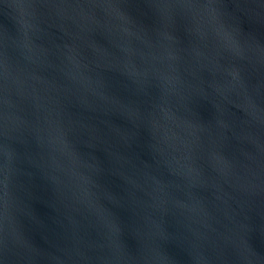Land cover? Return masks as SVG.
<instances>
[{
	"label": "water",
	"instance_id": "1",
	"mask_svg": "<svg viewBox=\"0 0 264 264\" xmlns=\"http://www.w3.org/2000/svg\"><path fill=\"white\" fill-rule=\"evenodd\" d=\"M0 264H264V0H0Z\"/></svg>",
	"mask_w": 264,
	"mask_h": 264
}]
</instances>
